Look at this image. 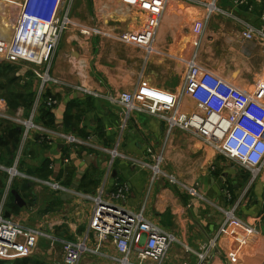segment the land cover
Returning a JSON list of instances; mask_svg holds the SVG:
<instances>
[{
    "label": "crops",
    "instance_id": "0c3cea01",
    "mask_svg": "<svg viewBox=\"0 0 264 264\" xmlns=\"http://www.w3.org/2000/svg\"><path fill=\"white\" fill-rule=\"evenodd\" d=\"M23 1L0 0V74L11 79L7 89L1 86L5 95L0 97H6L12 116L28 117L39 80L33 66L5 60ZM243 1L216 0L209 14L207 5L212 0H167L161 14L154 16L122 0H72L71 24L61 36L50 74L102 96L130 93L142 84L174 93L181 88L188 62L196 53L200 68L252 94L264 75V44L242 35L248 28L264 27V0ZM125 34L139 36L144 43L125 44L120 40ZM6 90H12L10 100ZM46 91L56 105L38 110L35 121L73 135L80 144L75 151L58 140L44 146L34 135L25 144L19 169L81 193L102 189L108 196L117 185L127 187L120 204L132 211L144 206L145 216L178 241L165 264H201L196 253L205 252L202 248L213 241L215 247L207 250L202 264H264V169L250 183V178L201 140L180 129L168 134L165 123L157 118L135 112L126 116L104 99L58 86L49 85ZM29 95L31 104L26 108L21 97ZM14 96L19 105L12 110L9 104ZM193 109L186 100L182 110ZM20 142V128L0 120L1 165H12ZM148 149L163 155L162 168L176 178V185L164 178L152 182L149 169L130 163L128 158L150 162ZM112 150L121 157L109 167L107 151ZM6 181L7 174L0 172V202ZM12 186L5 217L41 230L45 237L38 239L33 256L0 260V264H62V253L57 256L62 241L90 238V202L73 196L63 200L64 194L29 181L15 180ZM11 190L22 198L24 207L16 205ZM44 192L51 196H43ZM231 210L236 221L221 231ZM104 250L111 257L118 256L112 245ZM79 264H106V260L84 255Z\"/></svg>",
    "mask_w": 264,
    "mask_h": 264
},
{
    "label": "built area",
    "instance_id": "2783aa9c",
    "mask_svg": "<svg viewBox=\"0 0 264 264\" xmlns=\"http://www.w3.org/2000/svg\"><path fill=\"white\" fill-rule=\"evenodd\" d=\"M129 7H138L154 16H159L167 0H122ZM207 5L209 14L214 3ZM72 0H24L20 6L13 28V37L8 45L5 60L20 61L33 66L34 76L39 80L31 112L28 117L10 114L7 101L0 97V120H6L21 130V142L9 167L0 164V172L7 174L6 186L0 202V260L13 261L34 255L39 238L45 234L41 230L27 228L5 217L4 209L15 180L49 188L53 192L69 194L90 202L93 206L88 222L87 234L78 242H61L62 264H79L84 255H96L106 260V264H165L166 257L176 237L155 224L145 216V207L132 211L120 202L127 193V187L116 186L108 196L101 189L94 194L81 193L65 187L59 182L41 180L29 176L19 169L25 144L37 136L39 141L52 144L61 141L73 151L80 141L71 134L48 129L35 121L41 108H53L56 101L45 97L49 85L58 86L71 92H78L104 99L124 110L126 116L131 112L145 114L165 123L167 133L174 129L183 130L201 140L215 153L247 171L253 183L264 169V75L252 94H247L214 74L203 70L196 63V53L188 62L181 88L171 93L144 84L133 92L100 95L81 86L69 85L51 76L50 70L54 53L63 33L69 28ZM243 0L240 3L243 4ZM264 20V16H263ZM245 40L259 38L264 44V27L248 28L242 35ZM125 44L142 45L143 39L133 34L122 35ZM198 43L195 44V48ZM186 100L194 109L182 110ZM110 155L109 167L114 159L121 157L116 150L107 151ZM150 162L129 159L133 166L149 169L151 181L164 178L171 185L177 180L163 168L162 154L147 150ZM65 162H67L65 160ZM230 200V194H226ZM233 211L223 224L221 231L230 221H236ZM91 240V241H90ZM93 245H91V242ZM112 245L117 257L105 253L104 247ZM209 242L196 253L198 260L205 262ZM191 252V250H189Z\"/></svg>",
    "mask_w": 264,
    "mask_h": 264
},
{
    "label": "rangeland",
    "instance_id": "374dc122",
    "mask_svg": "<svg viewBox=\"0 0 264 264\" xmlns=\"http://www.w3.org/2000/svg\"><path fill=\"white\" fill-rule=\"evenodd\" d=\"M79 11V10H78ZM84 12H85V9L81 10L78 14V16L80 18H83L84 17ZM86 16V15H85ZM88 17V16H87ZM9 75H12L11 72H9ZM8 82H11V79H8L7 77L3 76V74L1 73L0 74V95H5L4 93V87H6V84H8ZM1 86H4L1 88ZM12 86H14V84H12ZM3 97V96H1ZM5 97V96H4ZM6 99V97H5ZM227 164H229L230 166H232L235 170L239 171L241 174H244V176H247V173L242 169V168H239V166H237L236 164H234L233 162L229 161V160H224ZM45 193V192H44ZM43 196H51L49 195V192L45 193ZM34 223V222H33ZM46 248V247H45ZM58 250V249H57ZM59 250H61V245H59ZM61 251L60 252H57V256L60 258L61 257ZM34 260V259H33Z\"/></svg>",
    "mask_w": 264,
    "mask_h": 264
},
{
    "label": "trees",
    "instance_id": "16d2710c",
    "mask_svg": "<svg viewBox=\"0 0 264 264\" xmlns=\"http://www.w3.org/2000/svg\"><path fill=\"white\" fill-rule=\"evenodd\" d=\"M5 89H7V87H5ZM7 91V90H6ZM12 91V90H11ZM11 91H7L6 92V96H7V98H8V100H10V96L12 95L11 94ZM18 95V94H17ZM45 97H49V94L46 92V95H45ZM16 98V96H14V99ZM18 96H17V98L15 99V100H11V103L9 104V107L13 110V109H15L18 105H19V103H18ZM21 100H23L24 102H23V104H24V106L26 107V108H29V106H30V101H31V95H29V96H25V97H21ZM33 103V102H32ZM42 110V109H41ZM45 110V109H44ZM48 113V112H47ZM47 115V114H46ZM50 123H53V122H50ZM45 125H47L46 123H44ZM48 126V125H47ZM52 127H53V125H51ZM42 144L44 145V146H46V144L45 143H43L42 142ZM15 148V147H14ZM8 155H10V152L8 153ZM245 171V170H244ZM246 173H247V176L246 177H248V178H250V176H249V173L247 172V171H245ZM14 184V182L12 183V185ZM11 187H13V186H11ZM27 188V187H26ZM11 201L13 202V199L11 198Z\"/></svg>",
    "mask_w": 264,
    "mask_h": 264
},
{
    "label": "water",
    "instance_id": "95a60500",
    "mask_svg": "<svg viewBox=\"0 0 264 264\" xmlns=\"http://www.w3.org/2000/svg\"><path fill=\"white\" fill-rule=\"evenodd\" d=\"M11 195L14 197L15 203L16 205L21 208L25 206L24 201L22 200V198L17 194V192L15 190H11ZM62 199L63 200H67V199H72V196L64 194L62 195Z\"/></svg>",
    "mask_w": 264,
    "mask_h": 264
}]
</instances>
